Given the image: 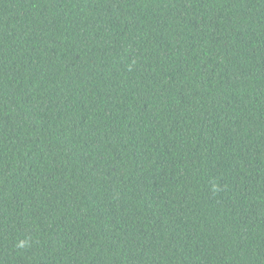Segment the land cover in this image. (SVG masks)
Here are the masks:
<instances>
[{"label": "trees", "instance_id": "16d2710c", "mask_svg": "<svg viewBox=\"0 0 264 264\" xmlns=\"http://www.w3.org/2000/svg\"><path fill=\"white\" fill-rule=\"evenodd\" d=\"M0 264H264V0H0Z\"/></svg>", "mask_w": 264, "mask_h": 264}]
</instances>
